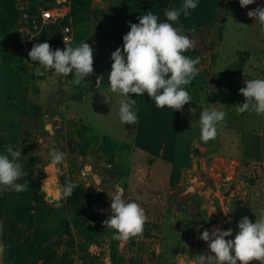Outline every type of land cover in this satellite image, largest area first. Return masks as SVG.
Listing matches in <instances>:
<instances>
[{
	"label": "rangeland",
	"instance_id": "rangeland-1",
	"mask_svg": "<svg viewBox=\"0 0 264 264\" xmlns=\"http://www.w3.org/2000/svg\"><path fill=\"white\" fill-rule=\"evenodd\" d=\"M58 1L65 0H16L23 13L29 4L36 7L38 26L32 29L25 14L10 27L0 2V154L11 147L21 154L18 162L27 173L24 177L32 181L41 177L37 197L30 201L19 199L15 191H0L4 205L0 243L12 204L25 202L35 218L33 230L56 233L53 241L58 246L50 264H198L200 253L211 255L208 243L199 238L204 230L231 229L233 236L226 239H234L243 217L254 223L264 210V115L236 110L245 102L240 94L244 81L264 79V34L247 15L264 7V0L245 8L239 0H228L226 9L221 3L215 7L214 0H198L187 17L181 12L172 22L194 43L184 55L201 63L186 87L192 100L182 110L158 109L148 99L157 120L147 138L137 135V121L121 123L123 97L109 93L105 98V92L111 54L123 48L130 24H138L150 11L159 17L167 0H155L131 18L120 0H89L85 12L73 18L68 17L69 0L60 5ZM182 3L179 0L177 8ZM46 7L67 13L69 41L48 34L40 19V10ZM43 31L46 37L40 40ZM44 42L53 50L87 42L93 48L94 73L76 85L72 74L62 77L40 68L28 53L34 44ZM245 53L249 58L232 85L235 105L227 107L216 99L213 78ZM99 76L103 80L97 87ZM133 97L142 96L129 94ZM212 107L226 113V126L218 127L215 140L203 143L199 116ZM53 146L65 153L56 166L60 172L49 166ZM112 177L117 181L111 182ZM68 182L77 187L70 197L58 200L57 189ZM117 192L147 216L142 237L126 243L113 240L114 230L103 225L112 215L110 198Z\"/></svg>",
	"mask_w": 264,
	"mask_h": 264
},
{
	"label": "clouds",
	"instance_id": "clouds-1",
	"mask_svg": "<svg viewBox=\"0 0 264 264\" xmlns=\"http://www.w3.org/2000/svg\"><path fill=\"white\" fill-rule=\"evenodd\" d=\"M255 3V0H239L241 8ZM198 7V0H183L179 8L166 9L167 21L176 22L181 12L187 17L190 10ZM260 25L264 34V7H257L247 13ZM191 31H195L193 28ZM194 48L188 35L183 34L169 22H158L157 15L151 11L139 18L138 24H130V31L123 36V48H117L111 54V72L108 76L109 89L105 98L111 94H119V118L123 124H135L138 117L133 110L136 100L129 94L143 96L145 93L154 101L158 109L165 107L180 111L192 100L186 87L198 74L196 67L201 63L199 58H190L184 53ZM28 56L32 62H39L45 71H54L62 77L72 74V83L79 85L94 73L93 48L82 42L78 46H67L64 50H53L48 42L34 44ZM103 76L96 80L101 85ZM245 87L240 94L245 102L237 106L238 113H256L264 115V79L245 80ZM194 112V109H189ZM226 113L215 107L204 109L199 116L200 140L203 143L215 140L218 127L226 126ZM195 143V141L193 142ZM20 153L7 148V154H0V191H29V184L17 181L26 176L22 165L18 162ZM50 167H56L65 160V153L54 146L50 149ZM77 187L68 182L57 189V199L70 197ZM112 215L103 222L104 227L114 230L112 239L128 242L132 238L142 237L147 216L143 208L135 202H127L120 192L111 198ZM238 232L234 239L231 229L213 228L204 230L200 239L208 243L211 255H198V264H264V210L253 223L245 216L238 222ZM3 225L0 224V231ZM5 245L0 243V254Z\"/></svg>",
	"mask_w": 264,
	"mask_h": 264
},
{
	"label": "trees",
	"instance_id": "trees-1",
	"mask_svg": "<svg viewBox=\"0 0 264 264\" xmlns=\"http://www.w3.org/2000/svg\"><path fill=\"white\" fill-rule=\"evenodd\" d=\"M120 1L121 8L123 10L128 9L131 0ZM0 2L6 12L10 27L15 26L23 14L29 16L28 21L32 23L30 29L34 26H38V18L35 17L37 11L33 4H29L23 13L16 7V0H0ZM88 2L89 0H69L68 17L73 18L85 12L88 7ZM220 5L221 8L226 9L229 5L228 0H221ZM44 9H47V7ZM67 20L66 17L63 21L60 20L55 24L50 23L46 25L45 28L48 34L51 35L54 40L56 36H61L60 28L67 25ZM257 25L260 26L258 23ZM45 37L46 33L43 31L40 35V40L45 39ZM248 58V53H245L242 58L226 67L222 73L213 78L216 99L219 103L227 107L235 105L232 85L235 78L242 73ZM131 99L136 100L133 110L137 112L138 119L147 118L150 114L148 103L139 97H133ZM22 170L25 171L24 168ZM40 179V176H37L34 181L29 177H21V184L27 181L30 190L17 192L18 198L27 201L35 199L37 197L38 181ZM3 208L4 205L0 203V213L3 211ZM31 209L29 203L16 202L12 204L9 224L2 240L3 245H5V251L2 253V264H50L53 262L58 246L57 242L53 241L56 233L33 230L35 218L31 213Z\"/></svg>",
	"mask_w": 264,
	"mask_h": 264
},
{
	"label": "crops",
	"instance_id": "crops-1",
	"mask_svg": "<svg viewBox=\"0 0 264 264\" xmlns=\"http://www.w3.org/2000/svg\"><path fill=\"white\" fill-rule=\"evenodd\" d=\"M215 1V7L221 3V0H214ZM156 4L155 0L149 1V0H131L130 6L128 9L124 10V14L126 12V16L131 18L132 15L136 14L138 11L147 9L148 6H151L153 4ZM179 3V0H167V6H165V9L163 12H160L159 17H158V22H169L165 19L164 12L166 9H172V8H177V5ZM213 11V8H212ZM207 15L211 16V9L208 11ZM126 18V17H125ZM172 24L173 27H179L177 24H174L172 22H169ZM142 99H144L149 107H150V114L147 118L144 119H138V127H137V135L138 136H143V138H147L150 136V133L152 131V124L154 123L155 120H157L156 115L153 111V107L151 106V102L148 100V96H142ZM140 133V134H139Z\"/></svg>",
	"mask_w": 264,
	"mask_h": 264
},
{
	"label": "built area",
	"instance_id": "built-area-1",
	"mask_svg": "<svg viewBox=\"0 0 264 264\" xmlns=\"http://www.w3.org/2000/svg\"><path fill=\"white\" fill-rule=\"evenodd\" d=\"M64 2H67L66 0ZM59 2L57 3V5L60 4H64ZM64 7V6H63ZM67 17V13L62 11V13H59L58 10L54 9V8H47V9H42L40 10V19L43 23L46 24H55L60 20H64ZM70 29L69 26H63L60 28V33L62 35V39L64 41H69L68 35H69Z\"/></svg>",
	"mask_w": 264,
	"mask_h": 264
},
{
	"label": "water",
	"instance_id": "water-1",
	"mask_svg": "<svg viewBox=\"0 0 264 264\" xmlns=\"http://www.w3.org/2000/svg\"><path fill=\"white\" fill-rule=\"evenodd\" d=\"M218 33H219V28H217V31H216V35H215V39H216V40L218 39ZM46 112H49V110L46 109ZM49 122L51 123V125H52L53 127L56 125V122L53 121V120H52V121H49ZM89 180H90L91 182H93L90 176H89ZM110 181H111V182H116L117 179H116L115 177H112V178L110 179ZM117 185H118V187H122V186H123L122 183H117ZM194 187H197V184H194ZM190 219H191V217H187V220H188V221H190ZM202 254H203V253H202Z\"/></svg>",
	"mask_w": 264,
	"mask_h": 264
},
{
	"label": "flooded vegetation",
	"instance_id": "flooded-vegetation-1",
	"mask_svg": "<svg viewBox=\"0 0 264 264\" xmlns=\"http://www.w3.org/2000/svg\"><path fill=\"white\" fill-rule=\"evenodd\" d=\"M107 180L109 179V178H106ZM111 179V178H110ZM176 211V210H175ZM177 212V211H176ZM173 216L175 217L176 216V214L174 213L173 214ZM187 217H191V216H189V215H187L186 216V220H187ZM188 221V220H187ZM190 221H191V219H190ZM193 231V233H196V230H192ZM202 253H200V255H201ZM207 254H209V253H207Z\"/></svg>",
	"mask_w": 264,
	"mask_h": 264
},
{
	"label": "bare ground",
	"instance_id": "bare-ground-1",
	"mask_svg": "<svg viewBox=\"0 0 264 264\" xmlns=\"http://www.w3.org/2000/svg\"><path fill=\"white\" fill-rule=\"evenodd\" d=\"M53 178V177H52ZM53 181V180H52ZM48 186V185H47ZM47 190V189H46Z\"/></svg>",
	"mask_w": 264,
	"mask_h": 264
}]
</instances>
